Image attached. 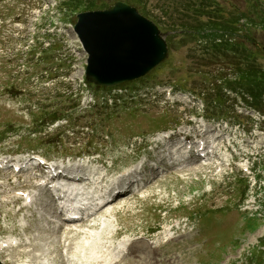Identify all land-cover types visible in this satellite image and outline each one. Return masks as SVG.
I'll use <instances>...</instances> for the list:
<instances>
[{
    "label": "rangeland",
    "instance_id": "1",
    "mask_svg": "<svg viewBox=\"0 0 264 264\" xmlns=\"http://www.w3.org/2000/svg\"><path fill=\"white\" fill-rule=\"evenodd\" d=\"M75 1L80 2L50 0L44 4L43 0H0V150L36 149L47 158L58 160L70 157L74 152L93 151L90 149L93 147L103 155L99 158L85 157L82 161L88 159L100 165L95 160L117 158L118 161L110 168L117 171L135 164L140 152L148 154L150 148L146 146L152 142L156 132L175 126L193 129V124L189 128L187 126L193 113L203 116L196 122L208 128L209 136H218L215 138V154L210 156L213 159L208 165H188L193 169L185 166L183 170L161 176L133 199L117 201L100 213L97 221L93 220V223L96 221L94 225L76 227L68 234L67 241L64 238L60 241L61 245L72 244L71 247H62L58 244L59 235H47L37 220L30 218V231L26 232L22 242L32 243L36 248L27 244L11 249L13 251L2 256L0 261L3 264H60L59 258L64 251L66 257H78L80 252L87 256L86 251L81 250L82 245L86 247L91 241L88 236L96 231L100 237L97 243L106 247L116 245L120 239L144 243L147 240L138 237L150 233L155 247L162 243V254L172 257L181 251L190 264H232L240 253L241 257H249L250 251L254 262L264 264V103L258 112L250 110L242 99L234 98L232 90L217 87L219 81L215 80V75L220 65H212L208 55L197 57L201 43L190 35V28H184L190 26L189 20L181 17L183 14L196 15L199 20H204L206 14L208 18L215 14L219 16L215 0L212 4L213 0H208V10L195 8L200 0H124L152 18L161 17L163 21H169L171 17L181 19L176 23V33L172 37L169 33L166 35L169 46L167 60L145 78L129 84L130 88L134 87V98H128L127 93L116 104L108 99L107 107L102 106L103 97H113L112 92L99 91L82 82L85 53L72 29L77 13L96 8L97 3L81 0L80 6ZM88 1H93L94 5ZM107 1L112 0H101L100 3ZM185 1L193 5L186 12ZM219 1L227 9V18L243 15V24H249L246 33L255 41V46L249 45L256 49V52L252 51V59L264 68V23L261 22L264 21V0H260L261 4L256 0ZM248 9L256 12V20L249 18V12L244 13ZM160 28L165 32L164 26ZM45 56L49 59L45 60L47 63L52 59L49 69L36 64ZM28 63H32L35 70L21 72L19 67ZM208 71L211 82L207 79ZM223 72L227 75L229 71ZM48 77L54 78L45 82L44 78ZM157 85L170 87L175 96L163 95L157 100L152 99L154 96L149 93H154ZM145 89L149 91L146 95ZM81 91L85 93L81 94ZM85 94L92 95L88 103L97 101L99 106L94 107L91 113L84 109L80 114V109L88 104H81ZM53 114L61 119L54 122ZM66 120L67 125L64 124ZM48 141L56 143L47 146L45 143ZM104 165L109 171L108 164ZM158 207L170 209L169 213L164 217L152 211ZM175 207L177 209L173 210ZM14 213L10 205L0 203L1 235H18V215ZM178 216L187 217V227H184L185 219L180 220L182 225L177 229V221L169 218ZM20 222L22 226L27 224L23 218ZM166 223L174 226L178 241L163 243L162 229ZM106 224L108 227H104ZM154 227L160 231L152 230ZM114 230H118L116 237L119 240L113 236ZM239 236L241 238H237L235 243ZM73 240H77L80 247L75 248L78 242ZM228 242L235 247L224 248ZM223 248L224 253H221ZM19 252L24 254L19 255ZM129 253L131 255H124L127 257L119 264H140L132 256L133 252ZM156 256L157 252L154 253L157 261L166 259H157ZM101 257L95 261L104 264L109 261L111 264L112 258ZM248 257L247 262H251ZM87 259L82 257L75 264H85L83 261Z\"/></svg>",
    "mask_w": 264,
    "mask_h": 264
},
{
    "label": "water",
    "instance_id": "2",
    "mask_svg": "<svg viewBox=\"0 0 264 264\" xmlns=\"http://www.w3.org/2000/svg\"><path fill=\"white\" fill-rule=\"evenodd\" d=\"M74 31L89 55L85 78L99 86L143 76L167 57L157 27L121 1L104 10L79 13Z\"/></svg>",
    "mask_w": 264,
    "mask_h": 264
},
{
    "label": "bare ground",
    "instance_id": "3",
    "mask_svg": "<svg viewBox=\"0 0 264 264\" xmlns=\"http://www.w3.org/2000/svg\"><path fill=\"white\" fill-rule=\"evenodd\" d=\"M203 134H206V133H203ZM173 145H170V147H172ZM14 166H17V164H14ZM189 169H193L192 167H194V166H192V167H190V166H187ZM187 168V169H188ZM187 169H185V170H187ZM96 181H93V183H95ZM71 183V185L73 186V185H77L78 183H76V182H70ZM95 185V184H94ZM8 187V186H7ZM6 187V188H7ZM9 188H10V186H9ZM77 188V186L76 187H74V188H72L73 190H75ZM37 190H39L40 191V189H37ZM29 196H27V207H31L32 205H33V203H35V201L37 200V198L35 197V194H28ZM48 200H49V202L50 203H52L53 204V206H55V203H54V201H52V200H50V198H48ZM23 220H24V218H23ZM25 221V220H24ZM75 228V227H74ZM77 229H78V227H77ZM81 232V231H80ZM72 233V232H71ZM75 234L74 235H78V232H74ZM80 235H82V233L80 234ZM66 236V235H65ZM79 236V235H78ZM73 238V237H72ZM63 239V238H62ZM61 239V240H62ZM68 239V238H67ZM75 239V238H74ZM100 239V237H97V239L95 238L94 240L96 241V243H97V241ZM47 241H48V239H47ZM67 241V240H66ZM69 241H71V239L69 240ZM74 242H75V240H73ZM63 242H64V240H63ZM76 242H78L77 240H76ZM75 242V243H76ZM61 243V242H60ZM68 243V242H67ZM58 244H59V242H58ZM69 244V243H68ZM67 244V245H68ZM79 244V242L78 243H76V245L74 246L75 248H76V246H79L80 247V245H78ZM81 244V243H80ZM97 244H100V242H98ZM119 244L121 245V243L119 242ZM123 244H124V242H123ZM125 244H126V242H125ZM124 244V245H125ZM27 245V244H26ZM25 245V246H26ZM61 245V244H60ZM71 245L72 244H69V246L71 247ZM74 245V244H73ZM27 246H31L32 248H36L32 243L30 244H28ZM61 246H63V245H61ZM69 246H66V245H64V247H69ZM73 247V246H72ZM73 247V248H74ZM82 247L83 248H81V250L83 249V250H85V249H87V255H88V258H91L94 262H95V264H104V263H102V262H99V261H95L96 259H98V260H100V259H102V257H101V255H98V254H93L92 252L94 251V249H95V246L94 245H91L90 246V248L88 249V247H86V248H84V245H82ZM133 247H135V248H137L136 250H133ZM141 246H139L137 243H136V241H133L131 244H130V246H129V248H128V251H130V252H133V255H135V256H138V262L140 263V264H156V262H159V261H157L155 258H154V253L155 252H157L156 251V248H152V247H149V246H145L144 247V249H145V251L143 252V249L142 248H140ZM13 248V245H12V243H11V241H9L8 239H1L0 238V258L2 257V256H5V255H7V254H10V252H12L13 250H11ZM59 248V247H58ZM62 248V247H61ZM60 248V249H61ZM73 248H71V250H73ZM70 249V248H69ZM16 250V249H15ZM78 250V249H77ZM148 250V251H147ZM74 251V250H73ZM72 251V252H73ZM92 251V252H91ZM111 251V253H114V251H115V249H111L110 250ZM78 252H80V251H78ZM142 252V253H141ZM121 252H119V254H120ZM22 254H24V252H19V255H22ZM26 254V253H25ZM118 254V253H117ZM117 254H114V256L112 257V262H111V264H113L116 260L118 261V259H119V255H117ZM112 256V255H111ZM118 258V259H117ZM63 261H65L64 259H62L61 258V262H63ZM66 262V261H65ZM166 262H167V264H176V261H175V258L174 257H168V258H166ZM65 264V263H64ZM105 264H110V262L108 261L107 263H105ZM116 264H117V262H116Z\"/></svg>",
    "mask_w": 264,
    "mask_h": 264
},
{
    "label": "trees",
    "instance_id": "4",
    "mask_svg": "<svg viewBox=\"0 0 264 264\" xmlns=\"http://www.w3.org/2000/svg\"><path fill=\"white\" fill-rule=\"evenodd\" d=\"M209 24L213 26L219 25V23L214 21L209 22ZM235 53L237 55L240 54L238 51H235ZM233 79L234 81L230 82L231 86L247 92L255 100L258 95L264 93V71L247 62L235 72Z\"/></svg>",
    "mask_w": 264,
    "mask_h": 264
}]
</instances>
